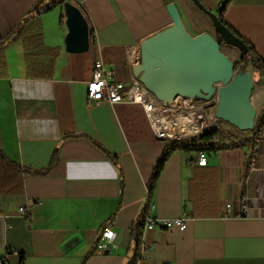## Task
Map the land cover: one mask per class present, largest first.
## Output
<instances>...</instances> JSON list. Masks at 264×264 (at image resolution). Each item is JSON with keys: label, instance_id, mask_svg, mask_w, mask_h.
<instances>
[{"label": "crops", "instance_id": "crops-1", "mask_svg": "<svg viewBox=\"0 0 264 264\" xmlns=\"http://www.w3.org/2000/svg\"><path fill=\"white\" fill-rule=\"evenodd\" d=\"M39 1L0 0V40ZM220 1L67 0L88 24L86 52L66 50L63 5L30 20L0 51L4 264L136 262L129 228L167 143L155 138L138 104H88L86 83L100 58L116 81L129 84L141 42L171 25L169 4L190 35L213 36L207 13L217 15ZM223 20L264 62V0H230ZM259 90L253 106L264 117ZM203 152L205 167L196 165L197 151L176 150L165 161L146 217L186 213L187 227L146 232L136 264H264V130L253 150ZM108 221L112 247L99 250L94 245Z\"/></svg>", "mask_w": 264, "mask_h": 264}, {"label": "water", "instance_id": "water-1", "mask_svg": "<svg viewBox=\"0 0 264 264\" xmlns=\"http://www.w3.org/2000/svg\"><path fill=\"white\" fill-rule=\"evenodd\" d=\"M230 0H221L223 10ZM66 50H88L89 29L80 9L63 4ZM171 25L144 39L140 44V64L135 71L139 82L157 100L168 104L179 97L208 102L217 94L215 117L218 122L203 135L226 122L238 132L254 131L257 111L250 102L253 87L249 71L236 72L234 62L220 50V43L209 33L190 35L173 4L167 6ZM218 11V12H219ZM215 33L225 45L244 54V43L223 26L217 15L208 12Z\"/></svg>", "mask_w": 264, "mask_h": 264}, {"label": "built area", "instance_id": "built-area-1", "mask_svg": "<svg viewBox=\"0 0 264 264\" xmlns=\"http://www.w3.org/2000/svg\"><path fill=\"white\" fill-rule=\"evenodd\" d=\"M86 101L88 104L106 102L111 105L125 101L140 105L151 123L155 138L165 143L199 137L218 122L215 117L217 94L208 102L179 97L165 104L157 100L136 77H133L129 84L116 81L112 70L100 58L94 61L92 76L86 83ZM195 163L200 167L207 165V157L203 151L197 153ZM228 208L227 205L225 210ZM19 213L23 216L27 214L24 208H19ZM187 219L186 213L174 219L146 217L135 264L143 258L146 251L144 241L146 232L155 229L183 231L187 227ZM113 235V223L108 221L103 226L94 247L99 250L111 248L110 240ZM0 264H4L2 258Z\"/></svg>", "mask_w": 264, "mask_h": 264}, {"label": "trees", "instance_id": "trees-1", "mask_svg": "<svg viewBox=\"0 0 264 264\" xmlns=\"http://www.w3.org/2000/svg\"><path fill=\"white\" fill-rule=\"evenodd\" d=\"M65 2H67V0H51L49 3L42 4V0L39 1L27 13V15L23 17L22 21L13 29V31L7 37L0 40V51L3 48H5L7 44L11 42V40H13L15 37H17L20 34L26 23H28L30 20L36 18L37 16L43 13L49 12L50 10L56 8L59 5H63ZM226 7L217 13V18L219 22L223 26H225L235 37L241 40L246 47V51L244 54L238 52V61L234 62L235 71L244 72L249 68L251 70L252 78L257 75L258 77L262 78L264 82L263 60L247 41H245L242 37H240L224 22L223 13L225 12ZM215 39L220 43L221 52L225 53V50H235L234 48L225 45V43L222 41V39L217 33H215ZM263 130H264V117L261 114V115H257L255 129L250 136H246L243 133L238 132L236 129H225L223 126H221V122H220L217 129L212 130L211 132L203 135L200 139H198V137H195V138L186 139L187 141L180 140V141H173L167 143L165 151L162 157L160 158V160L158 161L150 178L149 187H148V199L146 205L134 218L129 228V237L136 241L137 247L139 248L140 245L141 230L145 222L146 214L148 213L151 204L155 183L160 175V172L163 168L165 161L173 151L176 150L197 151V152L204 150L224 151V150L240 149V148H247L249 150H253L255 148L256 141L259 139ZM53 164H54V159L51 161L49 168L52 167ZM133 264H135V262Z\"/></svg>", "mask_w": 264, "mask_h": 264}, {"label": "rangeland", "instance_id": "rangeland-1", "mask_svg": "<svg viewBox=\"0 0 264 264\" xmlns=\"http://www.w3.org/2000/svg\"><path fill=\"white\" fill-rule=\"evenodd\" d=\"M213 37H215V32H214ZM224 54L227 57H229L233 62H237L238 61V51L237 50H225ZM246 71L251 72V70L249 68ZM259 78L260 77H258L257 75L252 78L253 87H252V90H251L250 102H251L252 105L254 104L255 106H258L259 105V101H260L257 92L260 93L259 89L261 87L264 88V85H262L259 82ZM221 126H223L225 129H235L232 126H230L228 123L223 122V121L221 122ZM243 134L246 135V136H250V132H244ZM185 141H187V140H185ZM206 144H208V143H206ZM206 144H204V145H206Z\"/></svg>", "mask_w": 264, "mask_h": 264}, {"label": "bare ground", "instance_id": "bare-ground-1", "mask_svg": "<svg viewBox=\"0 0 264 264\" xmlns=\"http://www.w3.org/2000/svg\"><path fill=\"white\" fill-rule=\"evenodd\" d=\"M254 106H255V105H254ZM254 106H253V107H254ZM255 107H256V106H255ZM245 132H250V133H251L252 131L250 130V131H245Z\"/></svg>", "mask_w": 264, "mask_h": 264}]
</instances>
